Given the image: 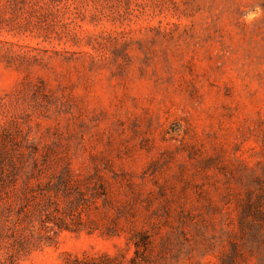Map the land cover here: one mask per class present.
Segmentation results:
<instances>
[{
	"label": "rangeland",
	"instance_id": "1",
	"mask_svg": "<svg viewBox=\"0 0 264 264\" xmlns=\"http://www.w3.org/2000/svg\"><path fill=\"white\" fill-rule=\"evenodd\" d=\"M62 173L100 198L53 233L20 205ZM258 199L264 0H0V264H264Z\"/></svg>",
	"mask_w": 264,
	"mask_h": 264
},
{
	"label": "trees",
	"instance_id": "2",
	"mask_svg": "<svg viewBox=\"0 0 264 264\" xmlns=\"http://www.w3.org/2000/svg\"><path fill=\"white\" fill-rule=\"evenodd\" d=\"M37 176H39V173ZM98 188L104 190V185H98ZM60 191L64 196L70 197L71 202L69 205L64 207L59 205L57 198ZM28 193L26 199H24L25 202L20 205V214L26 219L38 216L40 228L48 229L53 233H56L57 230H68L75 218H79L82 212L85 213L89 209L92 200L98 196L100 198V192L97 188H95L94 195L88 197L82 185H79V182L72 181L68 173H62L55 180H49L45 184L37 183L28 190ZM260 201V199L256 202L248 201L246 208H244L246 212L252 211L258 219L254 222L242 220V227L247 226L249 228L251 238L255 241L259 239V233L264 229V211L260 208ZM133 240L136 254H138L139 248L146 249L153 242L152 236L147 231H141L138 235H134ZM98 259L74 257L68 260L67 264H119L107 254H102ZM130 264H138L136 258H131Z\"/></svg>",
	"mask_w": 264,
	"mask_h": 264
}]
</instances>
